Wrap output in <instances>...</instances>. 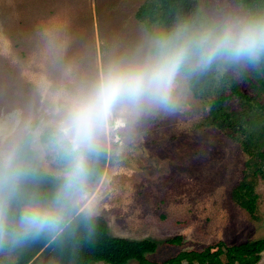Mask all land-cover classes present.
<instances>
[{"label":"rangeland","instance_id":"obj_1","mask_svg":"<svg viewBox=\"0 0 264 264\" xmlns=\"http://www.w3.org/2000/svg\"><path fill=\"white\" fill-rule=\"evenodd\" d=\"M143 1L0 0V143L11 135L6 126L11 114L43 128L67 93L107 59L130 52L148 32L162 30L146 29L135 18ZM193 2L205 18L246 11L241 0ZM225 67L264 107V92L251 86L253 68ZM229 103L232 110H242L237 99ZM206 109L185 80L174 108L118 107L100 134L98 150L107 152V164L101 178L88 184L82 206L90 204L113 236L154 241L152 260L219 240L236 244L264 237V180L256 187L259 206L253 219L230 198L247 154L225 132L195 127ZM36 157L47 174L56 176V160L39 138ZM176 235L183 236L181 245L166 242ZM13 254L14 248H0V264L12 261ZM27 264L57 263L38 253ZM257 264H264V251Z\"/></svg>","mask_w":264,"mask_h":264},{"label":"clouds","instance_id":"obj_2","mask_svg":"<svg viewBox=\"0 0 264 264\" xmlns=\"http://www.w3.org/2000/svg\"><path fill=\"white\" fill-rule=\"evenodd\" d=\"M220 64L264 65V8L180 18L170 28L148 32L133 50L110 57L67 93L43 128L11 114V135L0 143V248L57 237L76 226L90 231L95 209L82 201L113 111L172 109L187 78ZM41 135L44 151L58 164L48 187L35 164Z\"/></svg>","mask_w":264,"mask_h":264},{"label":"trees","instance_id":"obj_3","mask_svg":"<svg viewBox=\"0 0 264 264\" xmlns=\"http://www.w3.org/2000/svg\"><path fill=\"white\" fill-rule=\"evenodd\" d=\"M244 8H264V0H241ZM202 16L195 8L193 0H144L135 12V18L146 29L160 26L167 29L178 19ZM252 88L264 92V65L252 69ZM193 95L206 104L207 109L196 124V128L215 127L238 142L246 152L241 175L230 190L231 200L244 209L251 218L257 219L259 194L256 190L260 180H264V107L245 93L225 65H214L208 71L186 79ZM235 98L242 106L234 111L230 99ZM44 143V137H39ZM107 152L98 150L92 160V173L88 184L97 182L107 164ZM35 164L47 179L43 186L48 187L55 176L47 174L37 157ZM54 167L58 169L55 162ZM93 227L85 231L76 226L57 237L48 235L30 239L14 248V259L2 264H27L38 253H47L57 264H257L264 251V237L227 244L219 240L202 248L181 249L176 254L158 261L148 258L157 244L150 239H130L113 236L108 231L106 220L94 215ZM183 236L176 235L166 242L181 245Z\"/></svg>","mask_w":264,"mask_h":264}]
</instances>
